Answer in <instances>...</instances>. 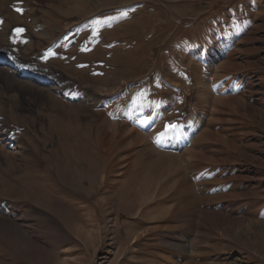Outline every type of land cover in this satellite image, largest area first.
I'll return each mask as SVG.
<instances>
[{"label": "rangeland", "instance_id": "rangeland-1", "mask_svg": "<svg viewBox=\"0 0 264 264\" xmlns=\"http://www.w3.org/2000/svg\"><path fill=\"white\" fill-rule=\"evenodd\" d=\"M0 50L53 81L0 64V264H264V0H0Z\"/></svg>", "mask_w": 264, "mask_h": 264}, {"label": "bare ground", "instance_id": "bare-ground-1", "mask_svg": "<svg viewBox=\"0 0 264 264\" xmlns=\"http://www.w3.org/2000/svg\"><path fill=\"white\" fill-rule=\"evenodd\" d=\"M29 4V3H28ZM2 5V4H1ZM24 5V4H23ZM21 7V6H20ZM23 7V6H22ZM21 7V8H22ZM25 7V6H24ZM48 14V13H47ZM35 22H36V24H37V21H33V24H35ZM39 26V25H38ZM41 26V25H40ZM43 26V25H42ZM41 26V27H42ZM40 28V27H39ZM0 54H5V55H7L10 59H11V61L13 62V65H9L10 67H11V70H9V66L7 65V64H9V62H8V59H7V57L5 56V57H2L1 55H0V64L1 65H3L4 67H2V69H4V71H6L8 74H10V76H14L12 73H14L15 75L18 73L17 72V68H21V67H24L25 68V70L26 69H28V70H31V72L29 73V72H27L25 75L26 76H28V77H30L29 79H34V81H38V83L39 84H41V85H47L48 83H51V82H53L51 79H48V80H45V76H43L42 75V72H39V70H36L34 67H32L30 64H28V63H24V64H22L21 65V67H19V65L22 63V62H18L17 60H14L13 58H12V56L10 55V53H7V52H3V51H1L0 50ZM5 58V59H4ZM38 72V73H37ZM37 73V74H36ZM17 76V75H16ZM64 85V87L67 85V82H66V84L64 83L63 84ZM98 95H100V96H102V97H105V96H107L106 94H98ZM131 118V117H130ZM129 118V119H130ZM165 122V121H164ZM164 122H163V125H164ZM173 122V121H172ZM131 128V127H130ZM11 129V128H10ZM9 129V130H10ZM175 131H177V127L175 128V130L173 131V130H171V131H169V134H173ZM19 132H20V129H18L17 130V133L15 132V135L13 136V137H11V139H15L16 137H20V135H19ZM144 135V134H143ZM197 137H198V135H197ZM196 137V138H197ZM196 138L194 139V140H196ZM132 140V139H131ZM131 143V142H130ZM133 144V143H132ZM152 145V144H151ZM194 145H195V141H194V143H192V147L190 148V150L191 151H193V148H194ZM153 146V145H152ZM154 147V146H153ZM155 148V147H154ZM153 149V148H152ZM156 149V148H155ZM158 151H160V152H163V153H170V152H164V151H161V150H159V149H157ZM187 150V149H186ZM186 150H184V152L186 151ZM150 151V150H149ZM170 154H174V153H170ZM176 155V154H175ZM152 161V160H151ZM154 161V162H153ZM153 163H155V162H158V163H156V164H153L154 166L156 165H159L160 163L162 164V163H165V164H167V165H169L170 167L172 166L173 167V175H175L177 172V170H179L180 171V173H182L183 172V168H184V166H180L178 163H177V161L174 163V162H170V163H166L165 162V159L162 161V160H160V157H158V156H156V157H154V159H153ZM160 161V162H159ZM182 161V160H181ZM183 162V161H182ZM152 165V166H153ZM183 165V164H182ZM179 166H180V168H179ZM185 169V168H184ZM179 174V173H178ZM159 176V175H158ZM184 177V175L181 177V180H182V178ZM158 180V177H156V176H154V171L153 170H151V171H149L148 173H146L145 174V179L143 180V182H142V185H143V187L142 188H144V187H146V186H155V182ZM189 181H191V179H190V177H184V181H183V188L185 187H187L188 186V184H189Z\"/></svg>", "mask_w": 264, "mask_h": 264}, {"label": "crops", "instance_id": "crops-1", "mask_svg": "<svg viewBox=\"0 0 264 264\" xmlns=\"http://www.w3.org/2000/svg\"><path fill=\"white\" fill-rule=\"evenodd\" d=\"M180 143H183L182 141L180 142ZM192 143H194V141L193 142H190L189 144H188V146H186L185 147V149L184 150H186V149H190L191 147H192ZM195 145H196V143H195ZM195 145H194V147H195ZM194 149V148H193ZM162 151V150H161ZM164 152H168V151H164ZM184 152V151H183ZM186 152V151H185ZM170 153H172V152H170ZM169 153V159H167V157H165L164 156V154L165 153H163V152H160L159 154H158V157H162V158H164L165 159V162L166 163H170V162H176L178 159L176 158V157H174L175 156V153L174 154H170ZM163 154V155H162ZM166 156H167V154H165ZM177 155V154H176ZM196 172V171H195ZM185 177V176H184ZM184 177L182 178V180L184 181ZM159 179V178H158ZM183 181H182V183H183ZM181 185H183V184H181ZM182 188H183V186H181ZM185 188V187H184ZM152 189V186H146V187H144L143 188V190H146L147 192L148 191H150ZM153 191H155V190H153Z\"/></svg>", "mask_w": 264, "mask_h": 264}, {"label": "snow or ice", "instance_id": "snow-or-ice-1", "mask_svg": "<svg viewBox=\"0 0 264 264\" xmlns=\"http://www.w3.org/2000/svg\"><path fill=\"white\" fill-rule=\"evenodd\" d=\"M19 11H22V9H18ZM18 31H20V30H18Z\"/></svg>", "mask_w": 264, "mask_h": 264}]
</instances>
